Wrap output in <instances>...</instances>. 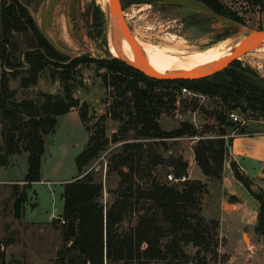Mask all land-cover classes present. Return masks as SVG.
<instances>
[{
    "label": "trees",
    "instance_id": "1",
    "mask_svg": "<svg viewBox=\"0 0 264 264\" xmlns=\"http://www.w3.org/2000/svg\"><path fill=\"white\" fill-rule=\"evenodd\" d=\"M156 0H120L122 5ZM216 14L240 21L239 12L221 0H200ZM25 3L20 0H0V166L9 163L11 155L27 153V171L22 181L11 184L13 215L23 216L27 191L40 181L41 159L45 149L44 136L54 131L57 117L77 108L86 126L89 120L87 102L79 103L73 95L72 75L76 64L90 62L104 67L103 85L110 90L114 102L110 117L118 123L110 138L102 122L97 123L86 146L75 157L78 176L63 184L61 214L53 218L60 225L62 246L57 250L55 264H119L139 261L146 264H189L186 246L196 247L193 264H210L207 255H217V219L205 220L201 200L206 182L187 178L180 184L153 175L157 166L168 167L175 177L187 176V159L182 153L166 155L169 139L198 136L191 146L194 161L204 177L220 181L230 138H223V127H233L227 112L246 104L264 117V78L241 66L235 59L223 70L190 80L157 79L117 58L76 57L63 67L61 91L40 92L33 98L16 100L9 87L7 69L23 67L19 86L28 88L37 83L42 70L68 57L55 51L39 33ZM28 35L23 60L15 57L18 50L14 34ZM3 64V65H2ZM13 71V70H11ZM14 74V73H13ZM54 73L52 72V75ZM177 85V86H176ZM185 86L204 96L216 97L223 111L214 112L221 129L209 137L192 122L181 121L177 127L164 130L158 119L164 112H174L177 93ZM178 89V90H177ZM190 100L195 101L194 98ZM197 106V103L194 102ZM133 131L132 139L129 133ZM207 136V137H206ZM158 139L159 141H156ZM122 142L108 158L106 174L115 172L119 178L115 196L106 206L102 202L103 182L90 166L109 143ZM234 177L258 201L255 230L264 234V191L253 190L250 181L235 163ZM145 179V180H143ZM144 181V182H143ZM138 210L135 224L123 230L127 215ZM64 223L61 224L60 220ZM0 240V261L4 263L3 247L10 243Z\"/></svg>",
    "mask_w": 264,
    "mask_h": 264
},
{
    "label": "rangeland",
    "instance_id": "2",
    "mask_svg": "<svg viewBox=\"0 0 264 264\" xmlns=\"http://www.w3.org/2000/svg\"><path fill=\"white\" fill-rule=\"evenodd\" d=\"M20 1L24 3V0ZM45 1L36 0L27 5L32 19L37 17L40 7ZM221 1L239 12L241 19L236 21L235 27H216V20L207 13L178 5L161 4L159 0L131 3L128 6L122 5L121 2L120 4L133 37H137L146 44L171 47L177 51L204 50L223 40H228L234 45L250 30H264V0ZM102 3L101 0H62L53 15L51 35L77 57L88 56L93 59H101L112 56L113 52L108 45L111 29L109 1ZM13 38L18 47L15 57L22 61L23 50L26 48L29 36L15 33ZM237 60L241 66L253 70L258 76L264 78V50L253 49ZM67 63H69L68 60L59 61L58 65L46 67L41 71L37 83L28 88L19 86L21 71L25 66L17 67L16 70L7 69L6 76L9 78L10 89L14 90L13 97L20 100L33 98L40 92L57 93L61 91L60 76L65 69L63 66ZM2 68L3 66H0V78ZM76 69L77 72L73 73L71 81L74 86L73 95L80 104L87 102L89 106L87 125L90 130H87L79 114L73 112L77 111L75 108L73 111L58 116L54 131L44 136L45 151L41 159V180L31 184L27 191L28 198L23 207L27 217L34 219V222L28 221L24 215L20 218L14 217L11 185H0V240L1 242L11 240L3 247V264H55L57 250L62 246V238L60 225H54L52 220L61 214L63 201L60 191L63 189V182L71 181L72 177L78 174L75 157L86 146L89 134L98 127L97 123L102 122L108 138L112 132L117 130L118 123L109 115L114 99L109 94L110 90L101 81V74L105 68L90 62L89 64L78 63ZM177 98L179 101L176 110L172 113L164 112L158 119L162 129H174L181 121L192 122L200 130L205 131L209 137L221 129L217 125L214 112L215 110L223 111L225 107L216 97L198 96L193 101L190 100L191 98L179 95L178 92ZM194 102L197 103V106L194 105ZM245 104L244 101H238V106L230 111H234L245 121H264V117L252 113L250 110L243 112L240 106ZM227 119L230 120L228 116ZM233 125V127L222 128L225 130L223 138L227 139L231 135L232 128L236 125L241 127L237 123ZM129 134L131 141L133 131H130ZM197 139L198 136L167 140L169 150L166 155L182 153L188 162V178L206 182V191L201 200L202 216L205 220L217 219L219 222L217 255L208 254L209 263L264 264V234L255 230L256 218L253 213L258 209V201H255L247 193L245 187L226 169L225 174L230 176L228 177L230 182H227L230 188L229 186L227 188L237 191L241 201L245 203L242 212L240 209L237 212L234 211L235 207L230 204V200L234 198L227 200L224 197L220 181L208 180L197 167L191 150L193 142ZM2 141V123H0V144ZM156 141L159 140L156 139ZM121 143L110 142L104 152L90 165L101 176L103 182L102 202L106 206L113 200L115 196L113 191L117 188L119 181L115 172L106 174V163L116 150L115 148ZM240 163L245 170H248L246 173L249 175L251 163L242 160ZM27 166L26 152L11 155L9 163L0 166V177L13 180L23 179ZM167 172H170V168L157 166L153 175L165 179ZM137 216L138 210L129 213L123 223V230H128L133 226ZM245 235L248 238L247 242L244 239ZM184 249L189 264H193L196 247L189 245ZM0 264H2L1 261ZM125 264L141 263L136 260ZM146 264H161V262L153 260Z\"/></svg>",
    "mask_w": 264,
    "mask_h": 264
},
{
    "label": "water",
    "instance_id": "3",
    "mask_svg": "<svg viewBox=\"0 0 264 264\" xmlns=\"http://www.w3.org/2000/svg\"><path fill=\"white\" fill-rule=\"evenodd\" d=\"M61 1L62 0H46L41 5L37 17H34L33 20L41 36L55 51L63 56L68 57L69 62L77 56H75L71 50L63 47L50 33V30L52 28L53 15ZM108 1L111 30H113L118 42L121 36L127 40L132 49L134 60L128 61L121 55L113 56L112 54V56L105 58H117L133 66L134 68L141 70L147 76L152 78L190 80L212 75L215 72L223 69L232 60H235L236 56L244 55L245 53L255 49L258 44L264 39V30H250L233 45V50L226 57H223L210 64L195 67L189 70H174L166 73H158L145 60L140 47L137 45L134 37L132 36L131 31L123 16L120 0ZM159 2L161 4L178 5L191 8L197 12L207 13L216 20V27L230 28L237 25V22L235 20L216 14L208 5L201 2L200 0H159ZM262 172H264V170ZM245 230H247V227H245Z\"/></svg>",
    "mask_w": 264,
    "mask_h": 264
},
{
    "label": "crops",
    "instance_id": "4",
    "mask_svg": "<svg viewBox=\"0 0 264 264\" xmlns=\"http://www.w3.org/2000/svg\"><path fill=\"white\" fill-rule=\"evenodd\" d=\"M73 112L78 113L77 111ZM229 138L230 142L227 146L224 158L221 186L224 192V197H226L227 200H229V198H234L233 200H230V204L235 207L234 211L237 212L240 209V212H242V210L245 208V203L241 201L240 195L237 191L227 188L228 186L230 188V185L228 184L230 182L228 177L230 176L225 174V170L228 169L229 172L232 173L233 178H235L231 169V163H235L238 165L241 173L250 181L251 189H264V172H262L264 170V121L249 120L245 121L241 127L236 125L234 128H232ZM240 160L251 163V166L249 167V170H251L249 171V175L246 173L248 170H245V168L241 165ZM77 176L78 174L72 177L71 180L75 179ZM13 183H18L20 185L23 182L22 179L13 180L11 178L0 177V185H11ZM64 183L65 182H63V184ZM240 184L242 185L241 182ZM62 191L63 189L60 191V193H62ZM247 193L252 196L248 190ZM252 198L256 201L253 196ZM253 213L256 218L257 210ZM23 215L24 218L28 219V221L34 222V219L28 218L25 212Z\"/></svg>",
    "mask_w": 264,
    "mask_h": 264
},
{
    "label": "bare ground",
    "instance_id": "5",
    "mask_svg": "<svg viewBox=\"0 0 264 264\" xmlns=\"http://www.w3.org/2000/svg\"><path fill=\"white\" fill-rule=\"evenodd\" d=\"M101 1L103 2L102 4H104L107 0ZM171 38H173V35H171ZM134 39L137 45L140 47L145 60L158 73H166L174 70H189L195 67L207 65L223 57H226L234 48V46L231 44L232 42L229 43L228 40H223L207 49L192 50L188 52L177 51L171 47L146 44L135 36ZM109 45L113 52V56L121 55L128 61L134 60L132 49L127 40L121 36L118 42L117 37L111 29L109 31ZM255 49L264 50V39ZM240 56L242 55L236 56L235 58L240 59ZM227 207L230 206L227 205ZM244 239L246 242L248 241L246 235L244 236Z\"/></svg>",
    "mask_w": 264,
    "mask_h": 264
},
{
    "label": "built area",
    "instance_id": "6",
    "mask_svg": "<svg viewBox=\"0 0 264 264\" xmlns=\"http://www.w3.org/2000/svg\"><path fill=\"white\" fill-rule=\"evenodd\" d=\"M179 95H182L183 97H187V98H194L195 97H198V96H204L202 94H199L185 86H181L179 88ZM179 101V99H177V102ZM227 116L229 117V119L234 122V123H237V124H244L245 123V120L242 119L240 116H238L234 111H230L227 113ZM188 178V176H181V177H175L174 174L172 172H167L166 174V177H165V180L169 181V182H172V183H175V184H180L181 182H183L184 180H186ZM60 223L63 224L64 223V220L61 219L60 220Z\"/></svg>",
    "mask_w": 264,
    "mask_h": 264
},
{
    "label": "flooded vegetation",
    "instance_id": "7",
    "mask_svg": "<svg viewBox=\"0 0 264 264\" xmlns=\"http://www.w3.org/2000/svg\"><path fill=\"white\" fill-rule=\"evenodd\" d=\"M36 0H24L25 5H29L31 2H35ZM28 10V9H27ZM29 12V11H28ZM69 60V59H68ZM72 61V60H71ZM69 61V62H71Z\"/></svg>",
    "mask_w": 264,
    "mask_h": 264
}]
</instances>
